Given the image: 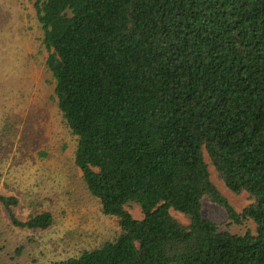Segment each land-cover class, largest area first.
Returning a JSON list of instances; mask_svg holds the SVG:
<instances>
[{"label":"trees","instance_id":"trees-1","mask_svg":"<svg viewBox=\"0 0 264 264\" xmlns=\"http://www.w3.org/2000/svg\"><path fill=\"white\" fill-rule=\"evenodd\" d=\"M27 1L76 136L74 165L119 226L52 264H264V0ZM210 165L248 194L240 212ZM204 199L254 233L221 230L203 217ZM17 204L0 194L13 226L52 225L46 211L17 219Z\"/></svg>","mask_w":264,"mask_h":264},{"label":"rangeland","instance_id":"rangeland-1","mask_svg":"<svg viewBox=\"0 0 264 264\" xmlns=\"http://www.w3.org/2000/svg\"><path fill=\"white\" fill-rule=\"evenodd\" d=\"M42 30L27 0H0V194L15 196L14 216L26 220L49 212L53 223L45 230L13 226L0 209V264H52L98 247L119 233L114 217L102 213L98 199L85 188L74 165V136L57 107L45 60ZM208 162V161H207ZM210 179L240 212L249 202L243 192L232 193L212 165ZM202 215L231 233H254L247 220L231 222L225 211L204 199ZM141 218L138 206L127 207ZM181 223L188 219L171 211Z\"/></svg>","mask_w":264,"mask_h":264}]
</instances>
